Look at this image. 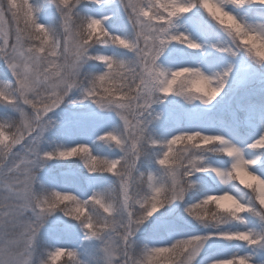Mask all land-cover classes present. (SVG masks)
<instances>
[{
	"label": "snow or ice",
	"instance_id": "1",
	"mask_svg": "<svg viewBox=\"0 0 264 264\" xmlns=\"http://www.w3.org/2000/svg\"><path fill=\"white\" fill-rule=\"evenodd\" d=\"M102 2L0 0V63L7 69L0 80V264H57L65 254L67 264H197L206 246L229 243L242 251L207 264H252L253 252L264 256V228L248 226L244 215L264 224V170H250L258 158H246L223 135L179 131L158 138L150 126L161 115L155 106L169 95L212 103L232 70L229 65L206 74L200 67H164L159 60L172 42L202 47L175 30L176 18L202 9L226 34L211 47L232 56L242 49L264 65V22H246L225 7L264 5V0H118L126 21L121 31L105 26L110 16L91 13ZM42 8L51 11L45 22L38 16ZM109 47L119 51H102ZM174 53L175 47L167 55ZM89 61L102 70L86 71ZM73 92L79 101L116 114L119 123L98 139L118 155H95L87 143L44 147L53 125L49 113ZM247 148L264 150V133ZM216 154L230 163L214 166L209 157ZM74 157L89 173L109 174L108 182L86 199L69 189L36 187L37 172L47 161ZM196 173L212 174L222 184L235 182L243 193L222 191L185 204L187 216L207 231L180 223L182 216L170 219L172 208L160 211L185 200ZM57 212L79 222L82 241L88 243L83 252L82 244L58 246L74 226L57 227L56 221L49 226ZM42 228L48 230L42 233ZM172 229L187 234L164 242L163 233Z\"/></svg>",
	"mask_w": 264,
	"mask_h": 264
},
{
	"label": "rangeland",
	"instance_id": "2",
	"mask_svg": "<svg viewBox=\"0 0 264 264\" xmlns=\"http://www.w3.org/2000/svg\"><path fill=\"white\" fill-rule=\"evenodd\" d=\"M39 3V0H35ZM226 10L232 11L238 18L249 22L257 23L264 22V15L259 14V10L264 11V5L245 4L236 7L231 4L225 5ZM91 13L97 16H110V19L105 21V26L110 31H121L126 27L125 18L120 10L118 0H103L100 6H93ZM41 22L49 20L51 16L50 9L42 8L38 13ZM175 30L185 31L192 39L201 43V49H186L183 45L172 42L161 55L159 62L167 68L176 67H200L201 71L206 74L220 71L231 65L232 70L229 73V78L225 83L221 94L210 104H203L198 100L187 101L183 96L169 95L161 101V104L155 106L156 110L161 113L159 119L154 121L150 126L152 134L158 138H167L170 135L176 134L179 131H201L205 134H219L225 136L231 142L241 147L248 159H257V163L250 166V170H254L257 174H261L264 170V150H253L247 148V145L252 143L262 133H264V65L257 70L254 66L248 63L249 58L243 51L238 52L236 56L219 51L211 47L212 44L220 43L226 39V34L211 21L202 9L194 7L189 13L176 18L174 21ZM175 47V53L172 58L168 57L169 49ZM102 51L111 53L115 50L111 47L102 49ZM95 61H89L85 65L86 71H97L91 67L96 64ZM7 72L6 66L0 63V80L4 79V73ZM10 78V73L8 74ZM76 100V103H72ZM164 103V104H162ZM3 108H0V113ZM53 120L52 127L45 133V144L47 148L50 145L71 146L76 143H87L93 153L101 156L114 157L118 155V150L110 147L107 143L98 139L104 131L115 127L118 123V117L114 112L109 110L98 109L90 101H79L78 93H70L65 102L57 109L49 113ZM176 147H180L177 145ZM71 160H51L47 161L53 164L61 165L62 163H71ZM209 160L214 166H227L225 161L230 163V159L222 154H216L209 157ZM44 166L37 172L39 175L48 173L51 167ZM92 176L90 187L93 190L102 188L108 180ZM94 183V185H93ZM49 183L46 187H52ZM39 189L40 183L36 185ZM242 187V186H241ZM62 190L67 187H62ZM222 191H231L234 194L242 195V190L235 182L222 184L218 178L209 173L194 174V187L185 194V200L175 202L174 205H165L160 211L167 213L170 208L174 209L171 218L179 220L180 223L191 222L197 230L207 231L202 225L196 224L191 217L183 211L187 202H195L196 199L202 198L207 194H218ZM248 220V226L254 229L264 228V224L258 221L251 214H244ZM59 218V219H57ZM151 219V218H150ZM53 221H56L57 227L62 222H71L74 226L69 233L62 234L58 246L77 247L82 244L81 251L88 248V243L82 241L83 232L77 228V222L70 217H65L62 212L54 213L49 218V226H52ZM147 223V222H146ZM45 232L48 228H42ZM187 234V230L178 231L175 229L165 231L163 233V241L171 242L175 238ZM138 237H143L144 232H138ZM144 243H152L151 239L142 240ZM42 252H47V248H41ZM242 251L237 249L232 244L218 245L214 248H205L201 255L197 258V264H207L211 259L218 256H226L234 252ZM87 258V256H85ZM64 257L57 261L61 264ZM252 264H264V256L259 254V250L251 255Z\"/></svg>",
	"mask_w": 264,
	"mask_h": 264
},
{
	"label": "trees",
	"instance_id": "3",
	"mask_svg": "<svg viewBox=\"0 0 264 264\" xmlns=\"http://www.w3.org/2000/svg\"><path fill=\"white\" fill-rule=\"evenodd\" d=\"M258 13L264 15V11L262 10H259ZM241 51L243 50L241 49L240 52ZM248 63L252 64L257 70H261L262 68L260 64H257L251 58H249ZM159 104H161V102ZM95 152L93 154H95ZM49 163L50 164L45 163L46 166L50 165L49 167H51L50 169H48V173L39 175L37 177L40 185L46 187L49 185V183H51L53 185L52 187H55L57 190H62L61 188L65 186L67 187V189L72 190L81 199H86L87 196L91 194L92 188L90 187V184L92 182V176L105 178L108 175L107 173H89L83 167V164L80 159H74L71 163H62L61 165L53 164L51 162ZM77 223L78 224H76V226L77 228H79V222ZM41 232L44 233L45 230L41 229ZM63 257L64 259L62 260L61 264H67V255L65 254ZM58 261H60V259Z\"/></svg>",
	"mask_w": 264,
	"mask_h": 264
}]
</instances>
